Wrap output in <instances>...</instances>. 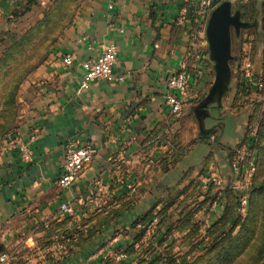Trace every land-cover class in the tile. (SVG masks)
<instances>
[{"label":"crops","instance_id":"crops-1","mask_svg":"<svg viewBox=\"0 0 264 264\" xmlns=\"http://www.w3.org/2000/svg\"><path fill=\"white\" fill-rule=\"evenodd\" d=\"M71 1L58 20L64 22L60 40L33 73L31 106L14 135L32 149V160L22 161L11 141L0 146V257L7 254L0 264H108L112 250L132 243L134 221L147 223L153 216L161 228L152 238L145 232L128 259L136 260L138 248L154 239L157 249L168 250L165 230L192 214L188 205L201 204L194 192L210 173L222 181L209 182L221 197L209 209L215 213L233 209V193L247 183L237 176L245 169L244 100L253 89L245 90L235 73L250 59L255 78L264 69V42L252 58V44L241 33L258 34L256 14L244 18L232 9L239 23L229 27L222 67L208 32L214 8L200 11V0ZM25 5L26 0H0V48L25 16L14 15ZM107 44L117 47L114 78L78 91L80 63ZM195 52L204 54L202 62ZM67 54L73 57L69 67L61 63ZM177 71L191 79L181 111L173 115L163 93L169 74ZM71 140L90 142L95 152L73 185L63 188L58 179ZM95 177L104 186L97 203L85 199ZM127 182L135 185L133 193ZM64 202L71 214L60 210Z\"/></svg>","mask_w":264,"mask_h":264},{"label":"rangeland","instance_id":"rangeland-1","mask_svg":"<svg viewBox=\"0 0 264 264\" xmlns=\"http://www.w3.org/2000/svg\"><path fill=\"white\" fill-rule=\"evenodd\" d=\"M27 1L30 6L28 12L21 16L22 20L14 28L15 32L10 33L8 40L0 48V146L9 141L13 144L16 129L31 106L35 86L33 73L49 59L60 40L61 25L64 22L61 20L59 24L58 20L61 15L69 12L72 3L71 0ZM223 1H230L231 14H234L232 9L238 2L246 10L256 14L253 18H257L258 34L241 31L242 38L252 44L253 58L264 42V0ZM233 33L234 30L231 29V34ZM232 50L237 51L235 42ZM246 64L245 68L240 67L235 74L245 90L253 89V94L250 93L244 100L243 107L249 112L246 148L241 163L245 169L242 176H237L239 180L245 178L247 183L243 189L233 193V209L223 208L217 213L210 211V208L219 204L216 199L219 193H216L212 185L209 189L207 183L206 188L199 187L194 192L195 195L199 193L201 204L194 201L195 204L188 205L185 209L190 207L194 210L192 214L186 212L181 222L165 230L168 250L157 249L160 242L154 239L141 249L138 248L141 251L136 260H129L128 254L122 260L112 257L114 262L110 264H264V65L261 75L255 78L250 69L252 60H248ZM246 72L255 78L256 83L254 80L250 85L245 83ZM241 195L247 196L243 211L239 210ZM201 209L202 216L198 217ZM209 213L214 216H209ZM158 228L161 226H156L149 235L151 238L156 236L154 232Z\"/></svg>","mask_w":264,"mask_h":264},{"label":"built area","instance_id":"built-area-1","mask_svg":"<svg viewBox=\"0 0 264 264\" xmlns=\"http://www.w3.org/2000/svg\"><path fill=\"white\" fill-rule=\"evenodd\" d=\"M217 4H213L212 0H200L199 9L205 11L212 9ZM117 59V47L114 44H107L102 48V51L94 56L84 59L80 63L82 69V75L80 77L79 89L86 88L90 83L96 80H112L114 78L113 64ZM194 59L198 62L204 60V54L201 52H195ZM61 63L63 66L69 67L73 64V57L71 55H64L61 57ZM120 80L124 77H119ZM191 75L184 71H177L169 74L166 80V88L163 93V101L169 111L176 115L181 111L182 97L186 90L189 88ZM253 78L247 72L245 73V83L252 84ZM213 139V136H210ZM13 147L16 148L18 156L24 162H30L32 160V149L28 144L21 142L17 137H13ZM94 148L90 142L79 144L76 141H69L65 145V151L63 154V162L60 169V175L58 183L63 188H68L73 185L75 180L79 177L85 166L92 160L94 156ZM253 169V168H252ZM212 182L217 185H221L222 181L215 173H210L207 177L206 183L203 188H206L207 183ZM93 193H89L85 198L88 202H98L104 195V186L101 178L95 177L91 184ZM127 188L130 193H133L136 189L133 183L127 182ZM247 204V196H239V210L243 211ZM60 210L64 214H71L73 208L67 202L60 205ZM158 224L157 216L151 217L147 223L144 221L137 222L136 228H146L147 234H151ZM110 256L116 260L126 259L127 255L121 250H112ZM7 260V254L3 253L0 257V261Z\"/></svg>","mask_w":264,"mask_h":264},{"label":"water","instance_id":"water-1","mask_svg":"<svg viewBox=\"0 0 264 264\" xmlns=\"http://www.w3.org/2000/svg\"><path fill=\"white\" fill-rule=\"evenodd\" d=\"M239 23L238 13L231 14L230 1L217 4L211 11L208 32L213 45L219 49V58L222 67H225L227 50L229 45V27L237 26Z\"/></svg>","mask_w":264,"mask_h":264},{"label":"trees","instance_id":"trees-1","mask_svg":"<svg viewBox=\"0 0 264 264\" xmlns=\"http://www.w3.org/2000/svg\"><path fill=\"white\" fill-rule=\"evenodd\" d=\"M221 1H223V0H220V2H221ZM220 2H216V3L218 4V3H220ZM238 3H239V2H238ZM238 3H236V4H237V5H236V8L240 9V11H241V15L244 16V18H246V17L248 16V14H251V12H249L248 10H246L242 5H240V4H238ZM29 8H30V6H29V2L27 1V2H26V5L24 6V8H23L22 10H19L18 12H15L14 15H15V16H18V15H24L25 12H26ZM23 12H24V13H23ZM27 12H28V11H27ZM253 12H254V11H253ZM18 13H19V14H18ZM220 198H221L220 196H216V199H220ZM142 221H143L142 218L137 219L136 221H134L133 226H134V224L136 225L137 222H142ZM157 225H158V227H159V225H160V220H159V222H158ZM145 232H146V228H145V227H142V228H140V229H137V230H136V235L134 236L132 243H128V244H125L124 246L119 247V248L117 249V251H118V250H121V251L125 252L126 255L131 254L132 251L135 250V249H134V243H135L136 241H138L139 239H141V238L144 236ZM111 258H112V257H111ZM113 259H115V258H113ZM112 262H114V261L109 260V261H108V264H110V263H112Z\"/></svg>","mask_w":264,"mask_h":264}]
</instances>
